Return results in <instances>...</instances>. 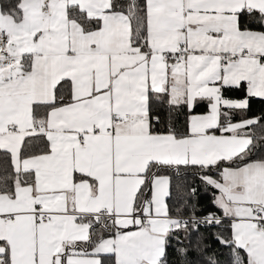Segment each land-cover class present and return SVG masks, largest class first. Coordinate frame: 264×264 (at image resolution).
Listing matches in <instances>:
<instances>
[{
	"label": "snow or ice",
	"instance_id": "1",
	"mask_svg": "<svg viewBox=\"0 0 264 264\" xmlns=\"http://www.w3.org/2000/svg\"><path fill=\"white\" fill-rule=\"evenodd\" d=\"M0 264H264V0H0Z\"/></svg>",
	"mask_w": 264,
	"mask_h": 264
},
{
	"label": "trees",
	"instance_id": "2",
	"mask_svg": "<svg viewBox=\"0 0 264 264\" xmlns=\"http://www.w3.org/2000/svg\"><path fill=\"white\" fill-rule=\"evenodd\" d=\"M260 107H261V105L260 104H254L253 105V110L254 111H256V112H258L259 111V109H260ZM201 203L202 204H204V205H208V199H207V197L205 196V194H201ZM226 251V250H225Z\"/></svg>",
	"mask_w": 264,
	"mask_h": 264
}]
</instances>
